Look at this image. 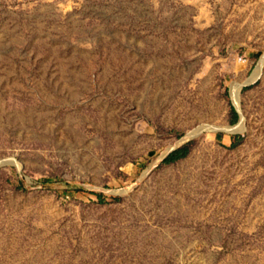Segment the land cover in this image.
<instances>
[{
	"label": "rangeland",
	"instance_id": "obj_1",
	"mask_svg": "<svg viewBox=\"0 0 264 264\" xmlns=\"http://www.w3.org/2000/svg\"><path fill=\"white\" fill-rule=\"evenodd\" d=\"M263 55L264 0H0V264H264Z\"/></svg>",
	"mask_w": 264,
	"mask_h": 264
},
{
	"label": "trees",
	"instance_id": "obj_2",
	"mask_svg": "<svg viewBox=\"0 0 264 264\" xmlns=\"http://www.w3.org/2000/svg\"><path fill=\"white\" fill-rule=\"evenodd\" d=\"M232 121L233 122H237L238 121V118H239V114L238 112L233 109V117H232ZM241 139H234L233 138V143H232V147H236L239 143H240ZM192 150V145L191 144H185L175 150H173L165 159H164V162L165 163H171V162H176L180 159H183L185 157H187L190 152Z\"/></svg>",
	"mask_w": 264,
	"mask_h": 264
},
{
	"label": "bare ground",
	"instance_id": "obj_3",
	"mask_svg": "<svg viewBox=\"0 0 264 264\" xmlns=\"http://www.w3.org/2000/svg\"><path fill=\"white\" fill-rule=\"evenodd\" d=\"M263 61H264V58H263V60L261 61V64H260V66L258 67V69L255 71V73H254V75H253V77H252V79L251 80H255V79H257V78H259V76L261 75V67H262V64H263ZM239 88H240V86H233V94L232 95H237V93H238V91H239ZM235 98H236V96H235ZM237 99V98H236ZM240 126H238L237 128H239ZM231 129H233V130H235L236 128H227V130H231ZM7 160H9V159H7Z\"/></svg>",
	"mask_w": 264,
	"mask_h": 264
},
{
	"label": "water",
	"instance_id": "obj_4",
	"mask_svg": "<svg viewBox=\"0 0 264 264\" xmlns=\"http://www.w3.org/2000/svg\"><path fill=\"white\" fill-rule=\"evenodd\" d=\"M264 56V55H263ZM262 56V57H263ZM262 60V59H261ZM261 60H260V64H261ZM260 66V65H259ZM255 80H257V79H255ZM255 80H252V81H255ZM251 81V80H250ZM173 150H175V149H173ZM173 150H171V151H173ZM170 151V152H171ZM7 158H5V159H1L0 160V166H2V165H5V164H7V162H8V160H6Z\"/></svg>",
	"mask_w": 264,
	"mask_h": 264
}]
</instances>
